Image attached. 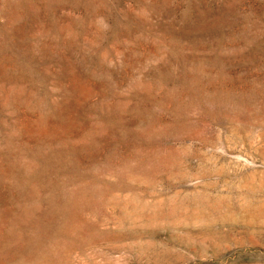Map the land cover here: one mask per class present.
Masks as SVG:
<instances>
[{"label": "rangeland", "instance_id": "obj_1", "mask_svg": "<svg viewBox=\"0 0 264 264\" xmlns=\"http://www.w3.org/2000/svg\"><path fill=\"white\" fill-rule=\"evenodd\" d=\"M0 264H264V0H0Z\"/></svg>", "mask_w": 264, "mask_h": 264}]
</instances>
